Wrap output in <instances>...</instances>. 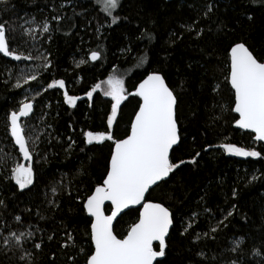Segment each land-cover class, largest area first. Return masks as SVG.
Wrapping results in <instances>:
<instances>
[{
	"label": "trees",
	"instance_id": "16d2710c",
	"mask_svg": "<svg viewBox=\"0 0 264 264\" xmlns=\"http://www.w3.org/2000/svg\"><path fill=\"white\" fill-rule=\"evenodd\" d=\"M209 4L212 12L206 16ZM113 16L119 17L116 23L99 0L0 4V23L9 29V37H15L11 47L33 57L9 61L0 55V156L8 159L0 167V200L5 205L0 207V234L32 232L23 244L24 255L32 253V264H73L69 257L75 258L74 264H85L90 218L82 205L102 183L113 143H87L88 131L110 132L111 101L98 91L92 100L84 96L114 72L132 92L146 71H158L177 97L180 142L170 159L186 163L147 196L163 203L174 216L165 256L156 264H229L237 259L262 264L252 253L254 249L264 253V144L233 128L234 95L225 78L228 52L237 42L264 62V0H122ZM44 24L49 26L47 33L42 31ZM25 29H35L34 38L25 35ZM92 51L101 53L94 63L88 59ZM46 61L51 67H44ZM33 74L37 80L29 84L20 79ZM18 79L20 88L15 87ZM52 79H63L65 89H46ZM65 91L78 97L76 107L64 103ZM21 101L33 103V113L23 123L30 139L39 138L33 146L35 185L24 192L8 179L10 168L21 157L6 130L7 117ZM137 110L138 98L129 96L114 121V139L126 138ZM221 144L256 150L261 156H232ZM8 153L12 155L7 157ZM193 158L196 163H189ZM105 211L110 212L108 207ZM228 211L233 215L225 219ZM17 215L22 223L14 220ZM136 218L135 212L119 217L118 237L126 234ZM210 226L217 231L205 236ZM67 233L76 247H61L72 243ZM236 240L242 241V256L229 251ZM35 243H42V250H36ZM20 255L0 244V264H27Z\"/></svg>",
	"mask_w": 264,
	"mask_h": 264
},
{
	"label": "snow or ice",
	"instance_id": "6c2138e0",
	"mask_svg": "<svg viewBox=\"0 0 264 264\" xmlns=\"http://www.w3.org/2000/svg\"><path fill=\"white\" fill-rule=\"evenodd\" d=\"M8 2L9 0H0V4L5 6ZM99 2L102 4L104 13L111 17V22L116 23L119 17L113 16V13L120 8L122 0H99ZM211 12L212 5L209 4L205 15ZM53 19L59 21L60 17L55 16ZM42 31L47 33L49 26L44 24ZM8 32L9 29L5 24L0 23V54L14 61L32 60L31 55H23L11 47V40L15 37H9ZM34 32L35 29H25L24 34L34 38ZM200 34V32L197 33V35ZM100 59V52H91V61ZM140 60L141 63L145 62L144 57H140ZM228 60L229 71L225 79L234 95V107L230 110L238 114V118L234 117L235 125L239 129L254 133L255 141H264V62H260L243 42H237L230 47ZM44 67H51L50 62L46 61ZM20 71L23 73V69ZM20 79H23L24 84H29L30 81H36L37 76L35 74L21 75ZM15 87H21L19 79ZM46 89H65V81L52 79L50 83H47ZM98 89H102L103 95L111 101V114L107 115L108 129L113 127L121 103L129 96L138 98V111L135 112L126 138L116 140L111 132L94 134L88 131L85 133L89 145L104 141H111L114 145L102 183L94 187L82 205L87 217L90 218L87 220V225L90 226L88 233L90 251L87 253L85 264H154L158 257L165 256L166 237L169 236L170 228L173 227L174 216L163 203L148 200L147 196L160 187L161 182L166 183L170 174L186 163L184 160L173 162L170 159V152L180 142L176 117L177 97L166 83L165 77L158 71H146L144 78L132 92L127 91L124 79L114 72L106 81L94 85L86 93L89 100L93 99V94ZM63 97L65 104L76 107L78 97L69 95L67 91L63 93ZM32 112L33 103L21 101L19 108L11 112L6 122L7 135L11 138L10 143L18 148L19 156L26 162H16L9 170L8 179L14 181L19 192L30 190L35 185L33 146L39 138L30 139L27 126L22 122V118H28ZM219 147L227 154L236 157L261 156L259 151L246 150L233 144H221ZM11 155V153L6 154L7 157ZM35 155L38 156V153ZM199 155L200 153L197 152L196 156ZM189 163L195 164V158ZM7 164L8 159L0 156V167H5ZM56 190V187L52 188L53 193ZM235 195L233 191V196ZM106 202H110L108 206L110 215L105 211ZM4 206V201L0 200V207ZM130 212L137 214L136 221L130 225L126 234L118 237L115 233L114 221L122 213L128 215ZM232 215V211H228L225 219ZM14 220L17 223L23 222L19 215L15 216ZM220 223L224 222L220 221ZM187 230L185 228L181 235ZM216 231L217 227L210 226V232L204 235L209 236ZM32 235V232L9 231L6 236L0 234V244L7 251H20L19 259L32 264L30 259L32 253L24 255L26 249L23 248L27 238ZM199 235L197 233L198 237ZM67 237L72 243L63 244L61 247H76L72 234L67 233ZM52 238L49 236V240ZM212 238L215 239L214 236ZM154 242H158V250L154 247ZM241 242V240L234 241L235 247L229 251L240 252L242 256ZM34 248L42 250V243H35ZM81 253L84 254L83 248ZM199 255L204 257L203 252ZM252 255L261 258L264 264V253L259 249H254ZM211 259L215 260V256ZM69 260L74 264V257H69ZM229 264H243V261L231 260Z\"/></svg>",
	"mask_w": 264,
	"mask_h": 264
},
{
	"label": "water",
	"instance_id": "95a60500",
	"mask_svg": "<svg viewBox=\"0 0 264 264\" xmlns=\"http://www.w3.org/2000/svg\"><path fill=\"white\" fill-rule=\"evenodd\" d=\"M163 1H165V2H172V1H174V0H163ZM246 46V45H245ZM247 47V46H246ZM229 51H230V49H229ZM229 53V52H228ZM2 57H3V55L2 54H0ZM91 55V54H90ZM90 55H89V57H88V59H89V61L91 62V63H94L93 61H91L90 60ZM3 58H5V59H7V60H9V61H14V60H12L10 57H3ZM96 62V61H95ZM230 86V85H229ZM233 107H234V105H233ZM138 111V110H137ZM33 113V112H32ZM32 113L30 114V116L32 115ZM233 114L236 116V118H238V114H236V113H234L233 112ZM10 116V115H9ZM29 116V117H30ZM28 117V118H29ZM27 118H22V122L24 121V120H26ZM134 120V117H133V119H132V121ZM233 128L234 129H236V130H238V131H241V132H243V133H249V134H252L253 136H255V134L254 133H251L250 132V130H246V129H239L238 127H236V125H235V122H234V124H233ZM11 139V138H10ZM256 142H258V143H262V144H264V141H256ZM13 144V143H12ZM179 144V143H178ZM178 145H176V146H174V148H176ZM113 147H114V145H113ZM17 151H18V148L17 147H14ZM113 149V148H112ZM172 152V151H171ZM171 152H170V154H171ZM22 158V157H21ZM109 161H110V159H109ZM170 177V176H169ZM151 191V190H150ZM109 204H110V202H106V204H105V209H106V207H108L109 206ZM125 211H127V210H125ZM86 212V211H85ZM106 214H111L110 212L109 213H106ZM86 215H87V213H86ZM121 215H123V213L121 214ZM120 215V216H121ZM119 216V217H120ZM119 217L117 218V220L119 219ZM117 220L116 221H114V225H115V223L117 222ZM170 231H171V228H170ZM170 231H169V234H170ZM168 237H166V239H167ZM155 246H157V250H158V242H154V247ZM163 259V257H158L157 258V260L154 262V264H156L158 261H161Z\"/></svg>",
	"mask_w": 264,
	"mask_h": 264
},
{
	"label": "rangeland",
	"instance_id": "374dc122",
	"mask_svg": "<svg viewBox=\"0 0 264 264\" xmlns=\"http://www.w3.org/2000/svg\"><path fill=\"white\" fill-rule=\"evenodd\" d=\"M101 5H102V4H101ZM113 74H114V73H113ZM113 74H111V75H113ZM115 74H116V73H115ZM111 75H110V76H111ZM117 75H118V74H117ZM118 76H119V75H118ZM108 78H109V77H108ZM108 78L104 79L103 82L106 81ZM101 83H102V82H100V83H98V84H101ZM97 91L100 92L101 95H103V91H102V89H98ZM84 97H85V98H88L87 95L84 96ZM103 97H105V96L103 95ZM105 98H108V97H105ZM108 99H110V98H108ZM77 100H78V99H77ZM76 102H77V101H76ZM123 102H124V101H123ZM123 102H122V103H123ZM122 103H121V105H122ZM68 106H69V105H68ZM70 107H71V106H70ZM118 111H119V109H118ZM110 114H111V112H110ZM117 114H118V113H117ZM113 124H114V123H113ZM111 130H112V128L109 129L110 132H111ZM20 159H21V162H22V163H26L25 161H23L22 158H20Z\"/></svg>",
	"mask_w": 264,
	"mask_h": 264
}]
</instances>
